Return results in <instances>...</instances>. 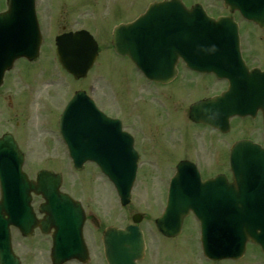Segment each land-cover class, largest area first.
Listing matches in <instances>:
<instances>
[{
	"label": "rangeland",
	"instance_id": "obj_1",
	"mask_svg": "<svg viewBox=\"0 0 264 264\" xmlns=\"http://www.w3.org/2000/svg\"><path fill=\"white\" fill-rule=\"evenodd\" d=\"M37 1L40 3L37 19L43 32L44 47L34 64L29 66V63L17 60L11 73H7L8 86L0 90V133L6 131L15 133L25 154L23 169L30 178L34 179L40 169L60 173L62 188L87 204L86 208L91 210L94 222L85 225L88 232L86 239L92 245L93 264H103L101 250L94 242H100L97 239L100 233V231L97 233L98 226L111 221L117 224L123 222L116 217L111 221L106 219V216L113 215L114 211L117 212L113 188L92 168L75 172L56 129L53 130L54 113L64 105L73 90L92 92L98 100L97 106L105 114L121 119L127 118L131 134L135 136L137 131L139 152L149 160L150 164L157 161L155 169L153 166H144L136 178L130 208L133 212L142 211L147 216L156 211L155 208L159 206L160 201L162 202L165 178L173 173L177 161L191 160L199 154L204 164H211L214 159L223 162L229 150L227 151L219 142L218 133L215 135L203 126L189 123L186 113L174 107L168 98L161 100L153 97L151 93H155L152 91L157 90L155 86L157 84L148 82L129 59L116 56L109 47L110 32L115 26L113 24L125 23L145 6L158 0ZM181 1L185 5L198 2L206 7L205 10L210 15L229 14L217 0ZM6 5V0H0V12L4 11ZM237 22L241 28L240 43L249 57L248 59L243 55L245 61L248 65H250L249 60L256 61L255 54H260L264 59V45L257 41L261 34L256 33L255 27L241 18H237ZM69 29L88 30L100 48L97 60L87 76L76 81L70 79L56 64L53 47L49 46H52L53 35ZM260 32L263 34L260 37L263 42L264 30ZM181 81L176 85L180 86L186 82L184 80L181 84ZM193 83L183 92L182 102L205 92L207 97L213 95L211 93L213 79L205 76ZM169 87L170 84L159 86L157 92ZM32 100L34 102L31 103ZM233 125L235 133L226 137V141L232 137L226 142L230 143L229 146L237 141L235 139L238 135H249L260 142L258 135L262 131L259 130L260 120L255 123L234 120ZM140 137L143 142H140ZM204 141L208 142L204 145L199 144ZM144 163L146 165L147 162ZM198 168L202 170L201 165ZM205 168L210 170L212 165H206ZM185 227V232H188L186 239L179 240L185 244V249L178 253L177 264H208L199 257L200 247L195 223L190 221V228L187 225ZM95 229L97 234L93 235ZM21 255L28 264H49L48 253L42 250L35 251L30 257ZM218 264H264V255L260 249L249 245L240 260H224Z\"/></svg>",
	"mask_w": 264,
	"mask_h": 264
},
{
	"label": "water",
	"instance_id": "obj_2",
	"mask_svg": "<svg viewBox=\"0 0 264 264\" xmlns=\"http://www.w3.org/2000/svg\"><path fill=\"white\" fill-rule=\"evenodd\" d=\"M174 2L177 3V12H175L174 6H170V4H154L133 23L115 28L113 46L116 53L128 55L144 75L151 80L157 81L170 78L175 72V60L165 70L168 72L166 76H161L163 72L153 71V67L158 57L156 53L158 42L164 41V38L161 39L163 34L158 33V28H161L160 25H167L168 27L164 30L168 33L174 32L176 28L170 29V26L176 18L177 25L181 26L184 22L190 23L189 28L185 29L194 41L193 47L192 43L190 45V51L194 57L199 56L200 51L204 52V47L200 44L223 42L221 44L223 50L218 53L212 51L206 53L205 56L209 58V64H202L207 67L215 63L219 65V68H205L203 70L217 72L220 76L233 74L237 57L235 56L234 61H232V53H227L229 48L226 49L228 46L226 42L231 37V41H234L236 54H238L236 25L232 23L233 19L226 17L215 22L212 19H207L199 5L193 11L186 12L179 0H174ZM224 2L225 6L230 7V11L237 9L243 17L255 20L261 26H264V13L259 14L262 10L259 2H257V5L255 0H224ZM33 3L34 0H8V12L0 14V82L3 72L11 67L16 58L21 56L31 57L37 51L40 36ZM126 28H133L130 33L139 35L138 43L131 46L130 44H127V46L124 44L123 39ZM177 35L180 39H184L182 30L178 31ZM56 40L59 49L58 60L61 65L72 73L75 79L85 76L96 56V44L89 34L80 31ZM81 94L83 93L77 92L69 101L59 122V132L76 169H79L82 163L86 159H90L92 155L91 153H88L87 156L82 155L79 148L80 143L77 139L79 131H77L78 128L74 123L77 106L81 104ZM190 118L199 121L192 111ZM81 130H85V127H82ZM83 140L85 139L82 138L81 140L83 145H86V141L83 142ZM88 144H93V141H89ZM242 148H251L253 155L256 154L258 157L239 159L237 154L241 152ZM261 156H264V150L247 141L236 143L232 147L231 168L235 184L230 187L232 192L238 195V205L241 208L246 206L247 211L246 214H243L240 222L238 220L235 224H227L226 232L229 235L226 239L218 241L213 237L206 238V236H203V249L207 257L211 259L239 258L248 239H251L255 244H259L264 253V202H260V196L263 198L264 192L263 190H257L259 185L264 184V165H260L257 161L260 160L259 157ZM22 159V154L18 151L10 136H4L0 139V185L2 188L0 211L3 210L8 215V219L5 221L2 219L1 222L2 215L0 213V223L2 224L0 228V264H18V261L10 253L6 229L9 224L21 228L25 227L23 231L26 232L32 228L34 225L33 215L30 209L27 208L31 192L42 195L45 204L42 205L41 210L46 212L49 226L58 230V234L54 238V249L51 255L53 264H61L73 258H80L81 255L78 250L81 247L80 235L83 221L81 209L71 199L59 193V186L61 185L59 174L44 170L37 174L36 182L28 181L26 175L21 171ZM95 161L110 180L114 182L120 196L127 197L134 175L133 172H130L131 167L129 169L126 167L122 169L114 168L110 165V160L105 157H97ZM256 193L259 195H255ZM18 207L24 208L27 212L26 224L22 221L25 216L24 213L20 217L14 214L13 209ZM189 209L183 207L179 211L177 228L173 233L178 231L182 216ZM196 210L197 208H194L193 211ZM169 211L170 207L167 209V215H169ZM199 212L201 211L197 210L195 213L200 219ZM202 218H204V214ZM167 222L168 219L164 218L163 220L160 219L158 224L160 231L164 234H168L170 231L167 228ZM160 223L164 224L161 225ZM68 232L74 236L75 247H65V244L70 240L69 237H64L63 234ZM237 233H241L240 238H237ZM109 236L111 240L108 241ZM63 248H65V253H63ZM104 248L106 258L113 259L115 264H135V260L140 257L143 248L141 234L134 227H128L125 231H110L105 235ZM84 252L82 245L83 255Z\"/></svg>",
	"mask_w": 264,
	"mask_h": 264
},
{
	"label": "flooded vegetation",
	"instance_id": "obj_3",
	"mask_svg": "<svg viewBox=\"0 0 264 264\" xmlns=\"http://www.w3.org/2000/svg\"><path fill=\"white\" fill-rule=\"evenodd\" d=\"M180 69H181L180 78L174 80L171 83L170 91H161V96L167 95L166 97H168V99L170 100L171 104L174 107L178 108L182 112H187L189 105L193 101L197 100L200 96L193 98V99L188 98L187 101L182 102V96L184 94L183 92L185 91V89L187 90L190 86H192L194 84L193 82L195 80H200L202 78L198 75L186 72L184 70V67H182V66L180 67ZM184 80L186 82L183 83ZM180 81H181V84L182 83L183 84L180 86L176 85V84H179ZM206 82L208 83V81H206ZM217 85H218V83L214 81V83H213V85H211V87H215ZM6 86H8V79H7V84L4 87L6 88ZM224 88H225V85L223 84L222 89H224ZM91 97L93 98L95 103H96V101L98 102L95 95L92 94ZM185 97L187 98V96H185ZM101 111H103V110H101ZM107 116L113 117V115H107ZM130 120L133 121V118L130 117ZM121 125H122L123 131H126L127 133L129 132L131 134L130 129H129L130 125L128 126V124H127V118L121 119ZM6 132H9V131H6ZM11 132L15 136V133L13 131H11ZM11 132H9V133H11ZM135 134H136L135 136L133 134H131V135L133 137V149L135 150V152L137 154V156H136L137 173H140L142 171V167H144V166L146 167L147 165H149L151 167L153 166V168L155 169V167L157 166L156 165L157 161L150 164L149 160H147L145 157L142 156V154L138 150L140 148L138 146V141L136 139L138 136L137 131H135ZM140 142H143L141 137H140ZM207 142L208 141H206L204 144H206ZM221 144L224 145L223 143H221ZM222 147H224V146H222ZM196 156L195 157L197 158L198 166L201 165V168H202V170L199 171L201 174L202 180L214 178L216 176H220L221 178L225 179V169H226L225 158H224L223 162H221L220 159H214V161L216 163H214V161H213L211 164H206V163L204 164L200 160L199 154H196ZM144 161L147 162L146 165H144L145 164ZM206 165H212L213 170L212 169L208 170L207 168H205ZM86 167L92 168L93 170L97 171V167L94 164H87V165H85V168ZM174 167H176V165ZM174 167H173V173L171 175H173L175 173ZM206 170H207V173H205ZM166 191H167V189H166ZM63 192H65V191H63ZM164 194H165V198H164ZM84 198H86V196H84ZM40 203H41L40 197H34L33 198V208L35 210L36 217L38 219H41L43 216L42 214H40L38 212V207H39ZM131 203H132V200H130V202L126 206H116L117 212L114 211L113 215L106 216V219H107V221L113 220L114 217H116L117 219H121V221L123 222L121 224H117V222L111 221V222L107 223V225L108 226H114V227H117L119 229H123V228H126L127 226L132 224L131 220L135 214H140V217H139L140 223L137 226L139 227V229L143 233L145 249H144L143 256L141 257V259H137L136 264H177L178 253L184 251V249H185V244L183 242H179V240L181 238L186 239V236L188 234L187 231L185 232L186 229L184 230V227L187 223H190V221L197 224V221L193 217V215L190 214L188 217H186L183 220L182 232L179 236L167 237V236H163L160 233H158L156 228H155V225H154L156 218L163 212L164 207L166 205V192L165 191H163L162 202L161 201L159 202V206L155 208L156 211L152 212L153 214L152 213L150 214L151 216L150 215L146 216L145 212H142V211H134L133 212L132 209H130ZM85 216H86L85 224L86 223L93 224L94 219H93V216L91 214L90 209H85ZM85 224H84V226H85ZM100 227L101 226H98V230ZM10 230H11V235H12V249L16 254H24L25 256L30 257L35 251H41L42 250V251H44V253L45 252L48 253V256H49L50 251H51V246H52V231L45 234L40 230L39 227H36L29 237H25L21 234V232H19V230L17 228L10 227ZM183 230H184V232H183ZM87 234H88V232H86V235ZM95 234H97L96 229L94 230L93 235H95ZM86 242L88 244V252L90 251V253H91L93 251V249L91 247L92 245L88 240H86ZM94 242L96 243V241H94ZM93 261L94 260L92 259V257H90L88 264H93L92 263ZM71 262L74 264H81L77 261H71ZM71 262H68V263H71ZM212 263L218 264L216 262H212ZM212 263H208V264H212ZM26 264H28V263H26ZM103 264H106L105 261Z\"/></svg>",
	"mask_w": 264,
	"mask_h": 264
}]
</instances>
